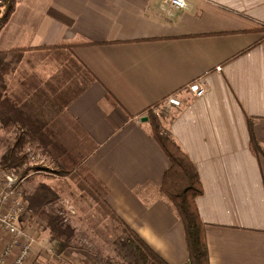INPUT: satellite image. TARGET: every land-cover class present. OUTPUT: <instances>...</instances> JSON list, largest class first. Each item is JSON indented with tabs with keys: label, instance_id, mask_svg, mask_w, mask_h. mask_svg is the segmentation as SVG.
<instances>
[{
	"label": "crops",
	"instance_id": "1",
	"mask_svg": "<svg viewBox=\"0 0 264 264\" xmlns=\"http://www.w3.org/2000/svg\"><path fill=\"white\" fill-rule=\"evenodd\" d=\"M186 3L174 10L162 0H16L0 31V52H23L9 94L30 114L36 88L68 92L66 105L55 103L59 140L64 128L82 135L91 148L78 158L106 186L111 209L168 264H186L185 227L160 191L170 161L142 122L180 90L185 105L160 119L198 170L210 264H264V157L250 132L264 149V0ZM60 46L69 47L61 73L53 57ZM199 79L206 93L194 98L186 86ZM28 224L19 219L34 240L26 264H88ZM12 242L0 229V259Z\"/></svg>",
	"mask_w": 264,
	"mask_h": 264
},
{
	"label": "trees",
	"instance_id": "2",
	"mask_svg": "<svg viewBox=\"0 0 264 264\" xmlns=\"http://www.w3.org/2000/svg\"><path fill=\"white\" fill-rule=\"evenodd\" d=\"M15 6L16 0H8L6 12L0 16V31L8 22ZM65 49H69V47L60 46L54 50L53 57L58 61L59 73H61L65 61L68 60ZM22 58L23 52L20 51L0 52V125L1 129L11 135L16 133L15 141L6 148L0 165L2 169L13 172L19 177L20 183L17 191H21L22 181L32 172L43 171L41 167L30 165V152L28 150H35L40 155L49 158L51 163L55 165V169H47V171L59 177H71L76 180V185L81 190L82 196L93 201L115 225L113 235L115 245L119 249L117 255L121 257L120 259L126 264H168L111 209L106 201L108 195L106 186L83 165V160L76 159L61 144L59 121H56L61 112V107L57 103L59 107L57 109L55 103L59 99V102L66 105L68 92L65 97L60 95L52 97L45 95L42 89L36 88L35 99L38 105L33 107L30 114L12 100L9 94V76L16 70ZM76 72L75 70L73 72L64 70L62 74H74ZM78 80V76H75L74 81H72L75 86H79L81 83ZM62 82L63 78L59 74L53 83L55 92L57 91L56 88L59 89L62 85ZM63 90L65 91V89ZM148 117L153 136L170 161V168L163 177L160 191L185 227L189 251V261L186 264H210L209 250L205 239V224L201 220L196 203L197 198L203 193L198 170L193 161L175 142L172 134L163 128L160 117L152 112ZM250 132L252 136L251 147L254 153L258 156L261 154L264 156L263 148L254 138L251 126ZM21 192L22 196L23 193ZM24 200L28 202V210L31 213L29 221L40 219L46 223L45 228L49 231L59 252L69 249L79 251L73 246L76 230L67 223L65 216V212L67 214L65 206L68 210L69 208L71 210L72 206L70 204H65L62 208L58 206L60 194L56 189L46 183H41L34 192L27 195L25 193ZM53 207H59L55 213L49 211Z\"/></svg>",
	"mask_w": 264,
	"mask_h": 264
},
{
	"label": "rangeland",
	"instance_id": "3",
	"mask_svg": "<svg viewBox=\"0 0 264 264\" xmlns=\"http://www.w3.org/2000/svg\"><path fill=\"white\" fill-rule=\"evenodd\" d=\"M7 3L8 0H0V16L6 12ZM21 67L25 68L23 65ZM10 80L11 78L9 79V84ZM148 115H150V112ZM62 132L65 133H62L63 141H61V144L65 146L76 159L79 156H85L86 147L89 149L91 148L89 143L86 144V139H83V136L80 134H70L67 132L66 128H64V131L62 129ZM15 136V132L11 135L1 129L0 125V160L6 152V148L12 145L10 143L15 141ZM62 137H60L61 140ZM11 138H13V140H11ZM28 152H30V165L41 167L43 168V171L32 172L25 180L22 181L21 193H23V199L25 193L27 195L34 192L39 184H50V186L56 189L60 194V204H58V206L60 208L65 206V204H70V206H72L71 210H68L65 206L67 214L65 211L64 212L68 221L67 223L71 224V226H73L76 230V237L73 241V246L76 249H79L77 253L83 254L86 258L85 261H87L88 264H126V262L120 259L121 257L117 255L119 253V249L115 245V238L113 235L115 225L111 222V220L106 217L103 211H101L95 203H93V201L82 196L81 190L76 185V180L71 177L65 178L59 177L54 173L52 174L47 171V169H55V165L51 163L49 158L40 155V153L35 150L30 149ZM260 157L264 156L261 154ZM82 160L84 165V158H82ZM59 207L50 208L49 211L55 213ZM30 214L31 213L27 214L28 221L30 220ZM32 222L29 221L30 225L28 224L24 227L30 228L31 225H34L35 230L42 232L45 231L44 228L46 227V223L44 221L35 219Z\"/></svg>",
	"mask_w": 264,
	"mask_h": 264
},
{
	"label": "built area",
	"instance_id": "4",
	"mask_svg": "<svg viewBox=\"0 0 264 264\" xmlns=\"http://www.w3.org/2000/svg\"><path fill=\"white\" fill-rule=\"evenodd\" d=\"M165 6L174 10L185 9L186 0H162ZM186 89L194 98L202 97L206 93V88L202 83V79L196 80L186 86ZM181 91L170 94L163 99L158 105L153 106L149 112L162 117L165 113H169L171 109L181 108L185 105L180 95ZM19 177L7 170L2 169L0 165V229L6 231L12 238V244L7 247L0 264H7L8 258L14 255V261L11 264H26L31 254V246L34 242L32 238H28L23 230L18 226L19 219L27 218L28 202H26L19 191ZM25 244L16 251V244L22 240Z\"/></svg>",
	"mask_w": 264,
	"mask_h": 264
},
{
	"label": "water",
	"instance_id": "5",
	"mask_svg": "<svg viewBox=\"0 0 264 264\" xmlns=\"http://www.w3.org/2000/svg\"><path fill=\"white\" fill-rule=\"evenodd\" d=\"M148 120H149L148 117L142 118V122H147Z\"/></svg>",
	"mask_w": 264,
	"mask_h": 264
}]
</instances>
